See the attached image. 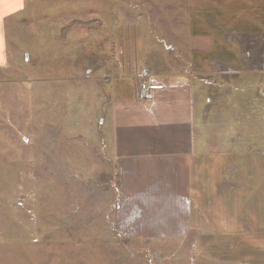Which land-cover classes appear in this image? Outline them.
<instances>
[{
    "label": "rangeland",
    "instance_id": "obj_1",
    "mask_svg": "<svg viewBox=\"0 0 264 264\" xmlns=\"http://www.w3.org/2000/svg\"><path fill=\"white\" fill-rule=\"evenodd\" d=\"M177 5L0 0V264H239L210 253L197 239L204 232L158 240L117 229L109 62L143 51L136 36L144 34L153 58L145 69L173 67L186 39ZM229 76L209 78L221 95Z\"/></svg>",
    "mask_w": 264,
    "mask_h": 264
},
{
    "label": "crops",
    "instance_id": "obj_2",
    "mask_svg": "<svg viewBox=\"0 0 264 264\" xmlns=\"http://www.w3.org/2000/svg\"><path fill=\"white\" fill-rule=\"evenodd\" d=\"M174 11L186 39L173 67L145 69L153 58L144 34L143 51L109 62L117 229L158 240L197 230L213 255L264 264V0H178ZM218 75H230L223 95L209 80ZM144 81L150 100L140 95Z\"/></svg>",
    "mask_w": 264,
    "mask_h": 264
},
{
    "label": "built area",
    "instance_id": "obj_3",
    "mask_svg": "<svg viewBox=\"0 0 264 264\" xmlns=\"http://www.w3.org/2000/svg\"><path fill=\"white\" fill-rule=\"evenodd\" d=\"M141 98L142 99H146V100H150L152 98V93H151V89H150V85L147 81H144L143 84L141 85Z\"/></svg>",
    "mask_w": 264,
    "mask_h": 264
}]
</instances>
